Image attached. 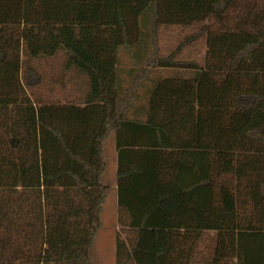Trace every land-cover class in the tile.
I'll use <instances>...</instances> for the list:
<instances>
[{
    "label": "trees",
    "instance_id": "obj_1",
    "mask_svg": "<svg viewBox=\"0 0 264 264\" xmlns=\"http://www.w3.org/2000/svg\"><path fill=\"white\" fill-rule=\"evenodd\" d=\"M112 134L116 264H264V0H0V264H95Z\"/></svg>",
    "mask_w": 264,
    "mask_h": 264
},
{
    "label": "rangeland",
    "instance_id": "obj_2",
    "mask_svg": "<svg viewBox=\"0 0 264 264\" xmlns=\"http://www.w3.org/2000/svg\"><path fill=\"white\" fill-rule=\"evenodd\" d=\"M257 6H261V1H256ZM185 31H181L179 28H169L166 30L165 38L168 40V46L179 38L184 37ZM123 66L129 67V59L127 56H123ZM171 75L164 73V77H170ZM112 195L109 196L108 206H111L110 210H107L103 214V226L95 239L92 259L95 264H116V236L118 230L114 228V220L116 216V206L113 205ZM119 229V228H118Z\"/></svg>",
    "mask_w": 264,
    "mask_h": 264
},
{
    "label": "crops",
    "instance_id": "obj_3",
    "mask_svg": "<svg viewBox=\"0 0 264 264\" xmlns=\"http://www.w3.org/2000/svg\"><path fill=\"white\" fill-rule=\"evenodd\" d=\"M166 74L173 75L172 72H165ZM103 159L105 161V170L102 176V180L105 186L109 188V196L110 194L113 196V205L116 206V216H115V224L114 228L118 230V233L121 231L120 227L118 226V184H117V173H118V149L116 147V142L114 139V134H112L108 140L104 144L103 148ZM108 196V198H109ZM107 198V201L103 207V213H102V222H103V214L107 210H110L112 208L111 206H108L109 199ZM178 205H172L170 206L172 208V211L175 212H182L183 210L178 209ZM186 224H190V222L186 219L177 220V225L180 226L181 230H184L185 228L183 226H186ZM119 228V229H118ZM211 234H214V232H211Z\"/></svg>",
    "mask_w": 264,
    "mask_h": 264
}]
</instances>
